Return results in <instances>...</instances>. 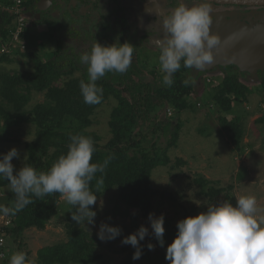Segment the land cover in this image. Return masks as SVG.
Segmentation results:
<instances>
[{
  "label": "rangeland",
  "instance_id": "374dc122",
  "mask_svg": "<svg viewBox=\"0 0 264 264\" xmlns=\"http://www.w3.org/2000/svg\"><path fill=\"white\" fill-rule=\"evenodd\" d=\"M35 1L25 0L26 9L34 5ZM197 2L207 4V2L200 1L193 3L198 4ZM181 3L190 7L193 6L191 2L189 4L186 0H181ZM154 6V3H149L150 10L148 12L150 14H142V16L145 14L142 23L136 25L141 26V29L134 28L132 22L135 18L131 19L129 29H135L134 34L131 35L130 39L126 37L123 43H131L135 48L132 68L137 73L134 74V79L136 81L142 79L141 81L162 86L163 73L160 70L158 57L160 55L159 42L164 39L165 33L163 29L160 30L163 32L162 35H159L160 32L150 31L149 33L150 29L159 28L161 22L156 24L159 21H150L149 26L146 25L147 20L155 14ZM207 6L210 10L213 9L212 5L207 4ZM220 7L223 8L224 6ZM141 8V11L145 10L144 7ZM209 14L211 15V13ZM148 15L151 18H148ZM55 17H57L56 14ZM39 18L40 15L38 20ZM29 20L28 50L0 59V86L7 87L15 82L21 93L29 95L28 104L25 107L27 110L38 104H44L47 99V90L43 92H38L35 89L27 91L24 83L29 75L37 73L36 62L38 60L46 62L61 49L66 50L72 47L77 56L76 66L79 67L72 76L76 79L84 73L88 75L87 65L80 63V55L84 52H90L92 46L98 43L90 34L85 35L83 33L78 39L66 37L62 34L63 30L54 29L53 22L48 26L36 21L35 23L33 16ZM121 39L123 40V37ZM135 42H137V46ZM1 43L0 35V45ZM109 44L113 43L109 42ZM200 73L201 76L194 79L195 81L191 79L194 85L193 94L190 95L193 98L191 100L193 101V108L177 112L176 109L170 106L167 108L165 105L156 121L157 126H161L163 123H182L177 145L167 153L171 163L158 165L152 169L151 173L153 188L160 193L153 199L151 213H155L156 216L165 215L164 247H160L155 238L149 235L141 242L145 246L142 257L135 261L132 259L135 249L129 245H122L121 240L124 236L135 232L142 224L149 226L151 233L148 216H142L138 209L129 208L121 201L118 190L113 189L98 196L97 204L93 206L97 211L96 223L94 226L89 225L88 228L86 224L78 225L72 221L71 212H74L75 208L67 203L65 197H62L58 215L51 219L45 230L27 229L20 240L21 247H19V241H15L13 237L7 238L8 259L10 260L13 253L22 251L26 253L28 259L37 262L40 250L68 240L67 225L72 224L83 229L92 237L95 252L102 256V259L94 262V264H169V261L165 259L166 248L177 235V223L188 216H196L200 212L206 211L207 205L225 200L235 204V200L240 196L254 195L257 199L258 215L264 216V124L256 121L264 115V84H262V79L260 76L256 78L240 73L241 83L251 91L248 95L249 102L245 104L233 102L234 111L226 113L215 104L212 96L227 74L221 68ZM189 75L191 76V73ZM68 80V77H63L55 82L54 86L62 87ZM118 90L120 98L111 95L106 101L97 105L92 114H87L89 120L87 121L90 122L87 127L82 129V122L79 119L70 125L69 122L74 119V117H70L65 121L67 131L64 132V129H60V132L65 135H76L79 130H82L85 134L97 136L96 142L100 145L107 144L113 137L111 121L114 111L121 106L122 101L131 102L128 91L120 86ZM200 103L201 107L198 106ZM154 115L152 114V116ZM236 117L241 118V123L245 127V134L238 144L232 141L231 135L225 127L228 122L236 119ZM147 129L144 131L149 138L144 141L142 147L151 150L150 142L156 141L157 146L165 150L169 134ZM36 131V126L29 123L20 124L7 130L4 120L0 121V154L7 153L11 148L16 147L20 151V159H13L16 170L23 167L27 161L29 156L27 144L36 139ZM25 155H27V159L24 161ZM177 159L184 160L185 163L176 167ZM201 179L210 182V186L223 191L214 199L208 198L202 193L201 186L196 182V180ZM4 191L5 196L0 197V205L3 206L5 198L12 194L8 188ZM162 193H166L165 197L161 196ZM101 201L103 202L102 210ZM101 222L120 226L123 229L121 237L107 242L101 241L97 236ZM148 242L156 244L155 250L149 251L147 249Z\"/></svg>",
  "mask_w": 264,
  "mask_h": 264
},
{
  "label": "trees",
  "instance_id": "16d2710c",
  "mask_svg": "<svg viewBox=\"0 0 264 264\" xmlns=\"http://www.w3.org/2000/svg\"><path fill=\"white\" fill-rule=\"evenodd\" d=\"M70 2V0H64L63 3L67 6ZM75 2L77 5L73 4L70 10L73 22L78 21L81 16L78 9L81 8L82 4L80 0H75ZM169 4L174 6L171 2ZM25 5L27 6V3ZM67 14L69 17V12H66L65 15ZM5 20L6 25L1 30V39L7 38L11 23L9 17ZM98 22L97 18L88 17V28L95 37L97 33L100 34L102 28L100 25L103 21ZM57 28L54 27L55 30ZM73 32H75V36L79 35L78 30ZM69 33L71 35V30ZM70 50L71 48L61 49L46 62L38 60L36 62L37 73L29 75L28 79L25 80L27 82L22 80L26 84L27 91L35 89L38 92H43L47 90V99L44 104H38L27 110L25 107L28 104L29 95L21 93L15 82L7 87L0 86V121L4 120L6 129L9 130L11 127L26 123L36 126V139L27 144L29 156L25 163L38 171H47L60 155L67 153L70 136L75 134L65 135L60 132V129H64V132L67 131L65 121L74 117L69 122L72 125L79 119L83 129L90 123L87 114H92L95 107L99 105L84 103L79 84L81 80L86 81L88 75L84 73L79 78H72L79 67L76 66V59L73 54H69ZM6 57L8 56H3L0 59ZM181 65L180 70L174 75L175 82L171 87L164 84L158 86L156 83L141 81L142 79L136 81L134 74L137 71H134L131 66L123 74L106 73L105 77L97 81L98 86L104 89L101 102L106 101L111 95L120 98L119 86L129 92L131 102L122 101L121 106L114 111L111 121L113 137L107 144L100 145L96 142L97 136L85 134L82 130L76 133L93 138L92 140L96 145V151L92 158L93 163L102 164L109 156L112 157L105 172L103 174L97 173V179L102 176L104 180L100 194L105 189L104 193L113 189L118 190L121 201L129 208L138 209L144 217L151 213L153 199L160 194L153 188L151 182L152 169L158 165L171 163L167 153L171 148L176 147L182 128L181 122L163 123L161 126H157V117L165 105L167 108L170 106L176 109L177 112L193 108L191 102V94L194 90L193 81L201 76L197 68H185L183 61ZM63 77L69 78L65 85L62 87L54 86V83ZM261 77L262 84H264V74ZM186 80L189 83L185 84ZM7 83L9 82L7 81ZM215 90L212 99L220 107V110L226 113L234 111L233 102L236 104L248 103V95L251 93L234 72H227L221 85ZM256 121L264 124V115ZM241 122V118L236 117L225 126L235 144H238L245 134V127ZM147 128L153 132L162 131L163 134H169L165 150L164 148L160 149L156 141H149L151 150L142 147L144 141L149 138L144 131ZM184 163V160L177 159L176 167ZM196 182L201 186L202 193L210 199L218 197L223 191L210 186V182L204 179L196 180ZM95 184L96 180H93V191H95ZM7 186L8 182L0 179V188L3 191V188ZM165 195L166 193L161 194L162 197ZM98 196L100 195L98 194ZM62 197L59 193L50 194L43 198L31 197L33 201L31 204L15 215H9L12 217V223L8 227H3L8 238L13 237L15 241H19V247H21L20 240L27 229L45 230L51 219L58 215ZM14 201L15 195L12 193L5 198L4 206L11 208ZM67 239L66 242L40 250L37 262L30 259L29 261L31 264H94V262L102 259V256L95 252L92 237L83 229L68 224ZM4 264H9V259Z\"/></svg>",
  "mask_w": 264,
  "mask_h": 264
},
{
  "label": "clouds",
  "instance_id": "9594fccd",
  "mask_svg": "<svg viewBox=\"0 0 264 264\" xmlns=\"http://www.w3.org/2000/svg\"><path fill=\"white\" fill-rule=\"evenodd\" d=\"M209 11L206 3L188 6L185 3L171 10L162 20L165 37L159 42L158 62L163 73L162 81L167 87L174 84V75L181 68H202L211 61L208 50L217 41L209 34ZM134 48L125 42L104 45L94 44L90 52L80 55V63L87 65V80L79 87L85 104L97 105L103 99L104 89L97 81L106 73H125L132 64ZM185 84L189 81H185ZM193 100V98L191 99ZM193 102V101H191ZM201 104V103H200ZM201 107V106H199ZM96 151L94 141L83 134L70 136L68 151L62 154L47 171H38L24 163L16 170L13 159H20V151L13 147L0 154V179L8 182V190L15 195L13 206L0 205V215H15L33 201L31 197L43 198L59 193L75 208L71 219L76 224L95 225L98 194L104 184L103 174L112 157L104 162L93 163ZM24 161L27 155L23 157ZM96 180L95 191L92 182ZM101 210L103 202L101 201ZM110 219V218H109ZM149 226L141 225L135 232L124 236L122 245L135 249L132 259L139 260L144 251L141 243L152 235L160 247H164L165 215L149 213ZM177 235L166 248L165 259L169 264H264V216L258 215L254 195H243L235 204L227 200L207 205V210L196 216H188L177 223ZM123 229L101 222L97 236L101 241L121 237ZM149 251L156 244L148 242ZM9 264H31L26 253H13Z\"/></svg>",
  "mask_w": 264,
  "mask_h": 264
},
{
  "label": "flooded vegetation",
  "instance_id": "af4514ba",
  "mask_svg": "<svg viewBox=\"0 0 264 264\" xmlns=\"http://www.w3.org/2000/svg\"><path fill=\"white\" fill-rule=\"evenodd\" d=\"M70 1L71 2L67 6H65L63 3L64 0H36L34 2V5H32L26 10L28 18L31 19V17L33 16L34 22L36 21L37 23L44 25L46 24L48 26H50V23L53 22V25L55 24L56 28L58 26V28L63 30L62 34L66 37L69 36L78 39L84 33L85 35L90 34L94 39L97 40V42H100L101 44L104 45H108L109 42L120 44L125 41L126 37L130 39L132 37L131 35L134 34L135 29L132 30L129 29L130 28L129 24L132 18H135L134 21L132 22L134 28L141 29V26H136V25L142 23L145 14L149 13L148 12L150 10L149 3L155 4V6L153 7L155 9V14L152 16V18L150 17V15H148V18L150 17L151 19L147 20L146 25L149 26L150 21L153 22L159 21L158 23H156L157 25L161 22L158 29L156 30L154 28L150 29L149 33L150 31L160 32V30L163 29L162 20L164 19V17L170 14L171 10L178 7L181 3V0H138V1L137 0H80V3L82 5L81 8H79L78 10L81 13V16L78 18V21L73 22V20L71 19L70 10L72 9V5L76 4L77 2H75V0H70ZM186 1L189 4L191 2L194 5L195 3L193 2L197 0H186ZM169 2H171V4H174V6H171ZM207 4H209V6L212 5L213 7V9L209 11V13H211V15L209 14L210 21H214L216 19L243 21L246 20L247 18H251L254 21L256 20V18L260 19L257 22L264 21V7L218 5L209 2H207ZM220 6H224L225 8L224 7L222 8ZM141 7H144L145 10L141 11L142 9ZM66 12H69V17L68 14L65 15ZM143 13L145 14L142 16ZM55 14L57 15V17H55ZM39 15L40 18L38 20ZM88 17L97 18L99 22L103 21L100 25L102 27L100 30L101 32L100 34L97 33L96 37L93 35V32H90V29L88 28V23H87ZM6 18H8V16L0 15V34H1V30L3 29V26H5L3 24L6 23L5 20ZM64 23L68 25L65 24L64 26H61ZM29 25H30V20H29ZM70 30H71V35L69 33ZM76 30L79 31L78 36H75V32H73ZM91 31H95V30H91ZM102 33L105 35H103ZM162 33L163 32H160L159 35H162ZM121 37H123V40L121 39ZM135 43L137 46V42ZM70 48L71 50L69 54H73V56L76 59L77 56L73 52V48L72 47ZM132 65H134L133 62L131 64V67ZM220 68L225 74H227V72L230 73L234 72V74H237L239 76L241 75L240 73H243L241 72L240 69L236 67L230 66V67H220ZM263 73L264 70L258 71V77L260 76V79L262 78L261 75Z\"/></svg>",
  "mask_w": 264,
  "mask_h": 264
},
{
  "label": "water",
  "instance_id": "95a60500",
  "mask_svg": "<svg viewBox=\"0 0 264 264\" xmlns=\"http://www.w3.org/2000/svg\"><path fill=\"white\" fill-rule=\"evenodd\" d=\"M218 5L264 7V0H197ZM251 18L243 21L216 19L210 21L209 34L217 43L208 50L211 61L198 71L220 67H236L241 72L258 78L264 70V21Z\"/></svg>",
  "mask_w": 264,
  "mask_h": 264
},
{
  "label": "built area",
  "instance_id": "2783aa9c",
  "mask_svg": "<svg viewBox=\"0 0 264 264\" xmlns=\"http://www.w3.org/2000/svg\"><path fill=\"white\" fill-rule=\"evenodd\" d=\"M25 3V0H0V15L8 16L11 19L8 36L6 39H2L0 45V58L15 53H24L28 50L29 18ZM4 194L0 188V197ZM11 223L12 217L9 215L0 221V264H4L9 256L8 235L3 227H8Z\"/></svg>",
  "mask_w": 264,
  "mask_h": 264
},
{
  "label": "crops",
  "instance_id": "0c3cea01",
  "mask_svg": "<svg viewBox=\"0 0 264 264\" xmlns=\"http://www.w3.org/2000/svg\"><path fill=\"white\" fill-rule=\"evenodd\" d=\"M6 188H8V186L5 187V188H3V189L5 190ZM3 218H5V216H4V215H0V219H3ZM0 221H1V220H0Z\"/></svg>",
  "mask_w": 264,
  "mask_h": 264
}]
</instances>
